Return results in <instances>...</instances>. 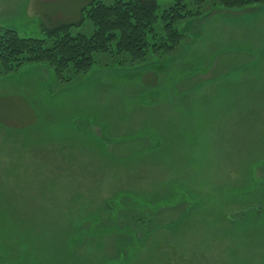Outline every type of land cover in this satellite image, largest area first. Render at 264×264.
<instances>
[{"label":"rangeland","instance_id":"374dc122","mask_svg":"<svg viewBox=\"0 0 264 264\" xmlns=\"http://www.w3.org/2000/svg\"><path fill=\"white\" fill-rule=\"evenodd\" d=\"M89 1L0 0V27ZM203 10L167 55L0 75V264H264V2Z\"/></svg>","mask_w":264,"mask_h":264},{"label":"trees","instance_id":"16d2710c","mask_svg":"<svg viewBox=\"0 0 264 264\" xmlns=\"http://www.w3.org/2000/svg\"><path fill=\"white\" fill-rule=\"evenodd\" d=\"M258 2L264 0H173L160 10L155 0H90L82 7L78 21L51 23L42 27L44 35L40 37H25L0 27V75L16 72L25 64L44 63L54 78L65 83L86 72L98 53L117 64L143 61L149 52L167 55L183 40L179 23L199 17L206 6L234 9ZM85 19L93 25L91 34L71 32Z\"/></svg>","mask_w":264,"mask_h":264}]
</instances>
